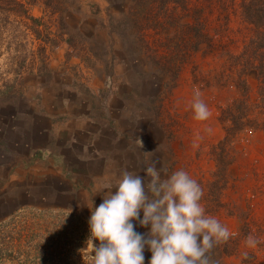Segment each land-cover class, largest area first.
<instances>
[{
  "label": "rangeland",
  "instance_id": "374dc122",
  "mask_svg": "<svg viewBox=\"0 0 264 264\" xmlns=\"http://www.w3.org/2000/svg\"><path fill=\"white\" fill-rule=\"evenodd\" d=\"M153 160L232 233L209 264H264V0H0V264H90L100 185Z\"/></svg>",
  "mask_w": 264,
  "mask_h": 264
},
{
  "label": "clouds",
  "instance_id": "9594fccd",
  "mask_svg": "<svg viewBox=\"0 0 264 264\" xmlns=\"http://www.w3.org/2000/svg\"><path fill=\"white\" fill-rule=\"evenodd\" d=\"M191 107L196 120L210 116L198 91ZM143 170L145 177L125 171L115 181L106 179L97 190L107 195L98 206L92 202L90 209L86 245L90 264H144L146 247L151 252L148 264H209L207 253L232 233L206 214L200 183L184 169L162 179L154 160ZM133 221L148 226L147 234L137 232ZM246 243L255 247L258 240L249 236Z\"/></svg>",
  "mask_w": 264,
  "mask_h": 264
},
{
  "label": "trees",
  "instance_id": "16d2710c",
  "mask_svg": "<svg viewBox=\"0 0 264 264\" xmlns=\"http://www.w3.org/2000/svg\"><path fill=\"white\" fill-rule=\"evenodd\" d=\"M9 1H14V0H9ZM15 5L18 6V7H24L23 4H15ZM33 31L36 33V38H38V37H39L38 35L40 34V30L35 29V30H33ZM71 37H72V36H69V37H67V39H65V42H66L67 44H69V43H70V45L72 44L71 41H70ZM55 43H56L55 40L52 41L51 43H49L50 47H52V45H54ZM46 45H47L46 43L42 44V49H43V50H46ZM84 240H85V238H84ZM81 255H82V256L85 255L83 249H81Z\"/></svg>",
  "mask_w": 264,
  "mask_h": 264
}]
</instances>
